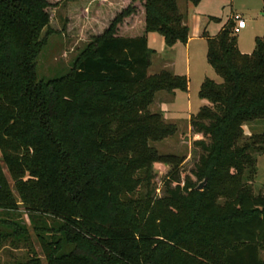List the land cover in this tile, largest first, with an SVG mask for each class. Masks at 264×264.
Instances as JSON below:
<instances>
[{
  "label": "trees",
  "instance_id": "1",
  "mask_svg": "<svg viewBox=\"0 0 264 264\" xmlns=\"http://www.w3.org/2000/svg\"><path fill=\"white\" fill-rule=\"evenodd\" d=\"M180 1L70 0L67 31H101L67 75L45 81L38 59L58 1L0 0V212L18 206L6 169L26 209L56 222L42 240L48 264H264V195L253 188L264 155L255 128L264 124V37L243 54L233 21L215 38L204 33L223 83L204 82L209 105L190 120L206 139L195 143L202 154L194 179L174 177L155 194L154 165L178 169L184 159L151 147L178 127L150 108L160 92L188 93L189 80L149 75L148 35L187 45ZM14 226L20 240L25 230Z\"/></svg>",
  "mask_w": 264,
  "mask_h": 264
},
{
  "label": "rangeland",
  "instance_id": "2",
  "mask_svg": "<svg viewBox=\"0 0 264 264\" xmlns=\"http://www.w3.org/2000/svg\"><path fill=\"white\" fill-rule=\"evenodd\" d=\"M54 1L58 2H56L57 7L50 11L51 28L56 32L50 36L38 59V76L40 80L45 81L67 75L81 52L92 42L93 35L101 31V28L98 30L86 28L84 30L73 26V30L68 32L70 0ZM180 8L186 15L187 21L194 22L195 16L206 21V26L201 38L192 41L189 47L184 48L178 44L171 49L166 46L164 39L159 35H157L161 39L159 43L151 45L156 49L157 56L153 57V64L149 71L150 76L157 75L164 70L175 75L186 76L189 80L188 93L160 92L157 94L155 104L150 108L152 113H161L166 122L178 127L175 137L163 142H151V147L160 155H176L184 159V163L178 169L161 163L154 165L153 187L159 198L165 196L167 186L174 177L180 178L182 186H184L187 177L194 179L191 172L202 154L195 143L206 139L195 133L190 119L197 115L201 108L209 105L208 101L201 100L199 96L204 82L209 79L218 84L223 83V79L208 64V41L204 38V33L207 32L210 37L215 38L231 18L239 15L247 23V28L235 35L238 39L239 49L243 54L253 53L256 38L264 37V4L262 0H203L198 6L183 0L180 1ZM90 12L92 15L93 10L91 9ZM89 19L92 21L91 17ZM89 19H85V21H89ZM211 19H218L219 22ZM197 28L198 26L194 28L193 25L191 35H196ZM163 61L169 63L170 69H164ZM255 128L256 133H264V124ZM246 133L248 136L252 134L250 128H246ZM5 172L18 201V206L13 210L0 212V264L26 263L33 257L40 259L42 264H48L42 249V240L48 239V234L44 230L55 227L56 222L52 218L30 213L20 202L14 183L6 169ZM176 185L175 183L171 184L173 188ZM253 188L256 195H264V155L258 156V175ZM14 225L25 230L20 240L13 235ZM261 258L264 260V252L261 254Z\"/></svg>",
  "mask_w": 264,
  "mask_h": 264
},
{
  "label": "crops",
  "instance_id": "3",
  "mask_svg": "<svg viewBox=\"0 0 264 264\" xmlns=\"http://www.w3.org/2000/svg\"><path fill=\"white\" fill-rule=\"evenodd\" d=\"M197 22V23H196ZM194 23V24H192ZM190 22L189 20L187 21V26L190 28V37H189V41L187 43V45H182V44H179L181 46H183L184 48L185 47H189L190 43L192 41H194L195 39H199L201 38V35H202V32H203V29L205 28L206 26V21H204L203 19H198V17H195L194 16V22ZM193 25H194V28L198 26L197 28V32H196V35H191V29L193 28ZM158 34H149L148 35V44H149V47L150 49L154 50L156 52L155 56H157V51L156 49L152 48V43L153 44H156V43H159V41L161 40L159 37H157ZM160 36V35H159ZM161 37V36H160ZM162 38V37H161ZM174 48V47H173ZM172 49V48H171ZM154 56V57H155ZM168 62V61H167ZM163 63L165 64V68L164 69H170L169 68V63H166V61H163ZM164 71V70H162ZM162 110V109H161ZM163 112V111H162ZM191 120V119H190Z\"/></svg>",
  "mask_w": 264,
  "mask_h": 264
},
{
  "label": "built area",
  "instance_id": "4",
  "mask_svg": "<svg viewBox=\"0 0 264 264\" xmlns=\"http://www.w3.org/2000/svg\"><path fill=\"white\" fill-rule=\"evenodd\" d=\"M231 21L235 23V27L233 29L234 35L239 34L242 30L247 28L246 21L239 15H236L233 18H231Z\"/></svg>",
  "mask_w": 264,
  "mask_h": 264
},
{
  "label": "water",
  "instance_id": "5",
  "mask_svg": "<svg viewBox=\"0 0 264 264\" xmlns=\"http://www.w3.org/2000/svg\"><path fill=\"white\" fill-rule=\"evenodd\" d=\"M205 184L200 185L199 190H203Z\"/></svg>",
  "mask_w": 264,
  "mask_h": 264
}]
</instances>
